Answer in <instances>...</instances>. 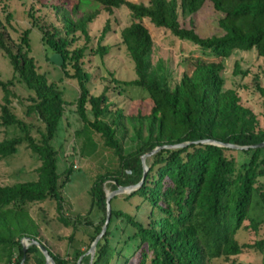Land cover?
<instances>
[{"label":"trees","instance_id":"obj_1","mask_svg":"<svg viewBox=\"0 0 264 264\" xmlns=\"http://www.w3.org/2000/svg\"><path fill=\"white\" fill-rule=\"evenodd\" d=\"M104 10L125 7L129 25L121 32V44L133 63L135 79L124 84L147 92L153 106L150 112L137 117L134 146L124 152L117 133L124 126L122 111L111 109L106 92L91 95L86 87L83 57L87 45L76 46L82 39L89 41L88 25L97 12H82L77 4L67 7L64 0H38L28 5L31 25L41 35V42L53 54L62 57L67 78L78 84L75 112L83 128L97 134L103 146L117 159L115 171L98 173L92 182V203L105 209V187L136 185L141 181V157L156 147L189 142L178 148H161L146 157L148 170L141 185L124 195L125 200L140 199L147 213L135 205L136 214L111 206L107 228L95 246L90 264H210L228 259L243 250H264V237L253 243L240 244L237 233L244 227L257 232L264 227V148L239 150L246 158L238 162L235 150L202 140H216L239 146L257 145L264 141V129L251 109L241 104L235 89H223L221 72L232 52L258 50L264 73V0H148L133 3L126 0H97ZM206 2L219 14V36L200 37L193 28L181 25L180 15L191 16ZM10 15L5 19L9 24ZM144 21L169 32L178 40L197 46L200 55L189 59V69L172 85L166 66H152L153 41ZM0 21V51L12 69V78L0 80L3 92L0 104V125L16 126L20 135L0 141V159L14 155L22 143L40 161L37 178L12 185H0V264H46L36 245L23 251L22 239L36 240L37 227L28 216V204L54 199L61 209L62 190L69 181L72 168L57 173V150L52 145L63 118L64 93L37 71L30 55V30L11 38L7 26ZM108 28L106 27L101 37ZM101 40V39H100ZM101 42V41H100ZM100 42L91 53L105 56L109 47ZM69 67L70 72L66 69ZM235 74L241 72L238 65ZM255 75L254 88L264 97V87ZM32 93L28 114L43 124L40 138L30 135L31 126L11 112V88L14 81ZM71 104V103H70ZM145 126V127H144ZM121 127V128H120ZM144 132L146 135L144 136ZM90 145L95 143L88 138ZM113 199L110 201V205ZM119 219L131 230L116 244L111 243L110 226ZM105 217L91 227L89 244L76 251L67 261L50 253L55 264H89L85 254L101 232ZM60 222L70 225L63 217ZM247 222V225H245ZM77 223V222H76ZM128 247H131L128 251ZM127 250V251H126ZM23 259V260H22ZM79 260V262H78Z\"/></svg>","mask_w":264,"mask_h":264},{"label":"rangeland","instance_id":"obj_2","mask_svg":"<svg viewBox=\"0 0 264 264\" xmlns=\"http://www.w3.org/2000/svg\"><path fill=\"white\" fill-rule=\"evenodd\" d=\"M64 1L67 2V7L77 4L82 12H97L95 19L88 25L89 41L85 42L82 39L76 46L87 45L82 59V69L87 75L86 87L89 93L100 95L105 91L110 103L113 104L111 109L122 111L121 123L124 130L120 127L117 137L126 153L134 146V129L137 127V117L148 114L153 106L147 92L141 88L124 84L125 81L135 79L133 63L121 44L120 36L121 30L130 22L127 9L120 7L112 9V12L109 13L97 0ZM126 1L145 4L148 2V0ZM30 3L35 4L38 9V0H0V21L6 25L5 19L10 15L9 24L6 26L13 39H17L23 30H30V55L35 60L37 71L44 74L49 82L57 84L64 93L65 101L69 102L65 106L64 115L59 122L52 145L57 150L56 164L60 180L63 179V173L67 168L71 167L72 173L62 190L60 210L57 209L54 199L28 204L26 210L30 221H33L37 227L36 240L54 255L71 261L76 251L86 249L89 244V234L92 229L85 224V221L97 224L105 217L103 211L92 203L90 189L94 177L98 173L115 171L117 159L110 150L103 146L97 134L83 128L73 104V101L78 97V84L75 80L65 76L62 69L63 64L58 66L49 61L52 53L41 42V35L32 27L27 14ZM218 18L219 14L214 11L210 2H206L198 12L191 16L180 15L179 17L182 26L193 28L203 38L221 34L217 27ZM144 23L153 41L152 66L155 67L157 63L162 62L168 70L173 85L181 78L183 72L189 69V59L200 55V51L194 44L178 40L169 32L155 28L148 21H144ZM106 27L108 30L101 37ZM98 42L102 46L109 47L108 53L103 57L92 54L90 51V49L96 48ZM236 65H238L239 71H249V74H235ZM66 70L70 72L69 67ZM255 75L259 78V84L264 87L262 58L258 56L256 48L245 52H232L230 57L225 60L221 72L223 89H235L241 104L252 110L259 122V127L264 129V97L253 86ZM11 78L12 69L4 53L0 51V80L7 81ZM13 81L14 85L11 90L15 96L11 98V112L31 126L30 135L38 140L43 131V124L34 114L27 113V107L30 105L29 97L32 96V93L20 83ZM2 96L3 92L0 89V104L3 103ZM20 134L16 126L4 127L0 125V141ZM88 138L95 143L94 147L90 145ZM235 155L239 163L246 158V155L239 150H235ZM39 166L38 157L31 153L26 144L22 143L17 147V152L14 155L0 159V185L36 180V171ZM110 191L113 190L105 187V192ZM124 195L126 194L113 196L112 208L136 214L137 219L141 217L142 212H136L135 205L141 206L142 211L147 213L148 208L145 204H141L140 199L133 197L125 200ZM60 217L70 221V225L65 226L60 222ZM129 230L131 228L124 226L121 220L113 219L110 226L111 243L116 244L118 240L121 241L125 237L124 231ZM263 237L264 227H260L257 232L243 227L236 235L240 244L253 243ZM22 241L25 240L22 239ZM28 242L25 241V243ZM130 248L128 247L127 250L129 251ZM27 264H33V262L30 260ZM210 264H264V250L259 252L246 249L236 256L228 259L219 258L211 261Z\"/></svg>","mask_w":264,"mask_h":264},{"label":"water","instance_id":"obj_3","mask_svg":"<svg viewBox=\"0 0 264 264\" xmlns=\"http://www.w3.org/2000/svg\"><path fill=\"white\" fill-rule=\"evenodd\" d=\"M49 61L52 62L55 65L61 66L63 64V59L61 56L57 55V54H53L50 56ZM201 143H208V144H213L219 147H225V148H229V149H233V150H248L250 148H264V141L257 144V145H252V146H239V145H235V144H231V143H223L220 141H216V140H202L200 141ZM189 142H185V143H181V144H176V145H165V146H161V147H156L154 148L151 152L144 154L141 157V164H142V168H143V173H142V178L141 181L136 184V185H131V186H117L115 190L110 191V192H105V209H106V215H105V220H104V224L102 226L101 232L99 233V235H97L95 237V239L93 240V242L91 243L88 251L85 254H89L90 255V262L91 263L93 257H94V251H95V246L96 243L98 242V240L101 238V236L104 234L107 225L110 221V216H111V205H110V201L113 198V196L115 195H119V194H128L132 191H134L135 189H137L141 183L143 182V180L145 179V175L146 172L148 170V167L145 164V159L146 157L150 156L151 154H153L154 152H156L157 150L161 149V148H178V147H182V146H186L188 145ZM23 240L25 241H29L28 243H25V241H22V246H23V251L25 252V250L27 249V247L29 245H36L39 249V251L41 252V254L43 255V257L45 258V263L46 264H55L53 258L51 257L49 250L40 242H38L37 240H32L29 238H24ZM23 260V259H22ZM79 262V260H78ZM78 264V263H77Z\"/></svg>","mask_w":264,"mask_h":264}]
</instances>
